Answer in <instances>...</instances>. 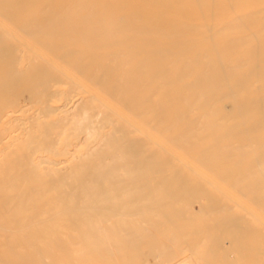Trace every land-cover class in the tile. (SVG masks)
I'll list each match as a JSON object with an SVG mask.
<instances>
[{
	"label": "bare ground",
	"instance_id": "1",
	"mask_svg": "<svg viewBox=\"0 0 264 264\" xmlns=\"http://www.w3.org/2000/svg\"><path fill=\"white\" fill-rule=\"evenodd\" d=\"M154 262L264 264V0H0V264Z\"/></svg>",
	"mask_w": 264,
	"mask_h": 264
},
{
	"label": "rangeland",
	"instance_id": "2",
	"mask_svg": "<svg viewBox=\"0 0 264 264\" xmlns=\"http://www.w3.org/2000/svg\"><path fill=\"white\" fill-rule=\"evenodd\" d=\"M197 237L198 236H193V235H190L189 237H187V238H184V241H182L181 240V244H183V245H186V244H188V243H190V241L192 240V241H194V243H195V241H200V238L198 237V239H197ZM181 239H182V237H181ZM165 240V239H164ZM167 240V239H166ZM185 240H186V242H185ZM179 243H180V239H179ZM191 243H193V242H191ZM190 243V244H191ZM174 251V250H173ZM173 251H171V253L170 254H166L164 257H161V261H169V260H172V259H175L174 258V256H176L177 255V253H179V250H177V251H174L175 252V254H174V252ZM186 253H189V251L188 252H186ZM169 255H170V257H172V259H170V257H169ZM150 258H151V256H149ZM148 257V258H149ZM151 261H153V256H152V259H150ZM154 264H157L156 262H154Z\"/></svg>",
	"mask_w": 264,
	"mask_h": 264
}]
</instances>
